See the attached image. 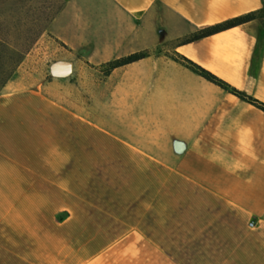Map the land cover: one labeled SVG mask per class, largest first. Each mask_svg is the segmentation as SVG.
I'll use <instances>...</instances> for the list:
<instances>
[{
  "label": "crops",
  "instance_id": "crops-1",
  "mask_svg": "<svg viewBox=\"0 0 264 264\" xmlns=\"http://www.w3.org/2000/svg\"><path fill=\"white\" fill-rule=\"evenodd\" d=\"M262 3L63 0L65 61L144 56L92 114L0 96V264H264V112L176 60L264 103L261 18L189 40Z\"/></svg>",
  "mask_w": 264,
  "mask_h": 264
},
{
  "label": "rangeland",
  "instance_id": "rangeland-1",
  "mask_svg": "<svg viewBox=\"0 0 264 264\" xmlns=\"http://www.w3.org/2000/svg\"><path fill=\"white\" fill-rule=\"evenodd\" d=\"M62 2L0 0V96L14 90L44 86L63 104L92 114L106 100L113 82L107 79L111 71L108 64L69 61L72 64L71 72L67 76L56 77L51 74L50 65L54 61L69 59L52 35L42 33L23 55L8 44L16 41V26L12 21L49 16Z\"/></svg>",
  "mask_w": 264,
  "mask_h": 264
},
{
  "label": "trees",
  "instance_id": "trees-1",
  "mask_svg": "<svg viewBox=\"0 0 264 264\" xmlns=\"http://www.w3.org/2000/svg\"><path fill=\"white\" fill-rule=\"evenodd\" d=\"M60 6H58V8L49 16H45V17L43 16L39 18L31 17L25 20L18 18L12 21L13 26H16V33L14 35L16 41L13 43H8V44L9 45L11 44L10 46H12L16 51H18L20 55H23L24 53H26L31 48L33 43L37 40V38L46 31L49 23L53 19L54 14L58 11ZM255 18H261L262 20H264V0L262 3V7L257 10H254V11L242 14V15L234 16L226 20H223L221 22L212 24V25H206V26L197 28L196 32H194L189 37V40L197 39L200 37H204V36L216 33L221 30H225V29H228L234 26H238L245 22L253 20ZM22 27H24V29H20ZM143 56H144L143 52L133 53L125 57H122V58H119L113 61H109L106 64H108L110 67V70H112L113 68H116L118 66H122L124 64L138 60L142 58ZM176 60L184 64L186 67H188L189 69H191L193 72L197 73L198 75L202 76L206 80L216 84L223 90H226L242 99H245L246 101L258 107L264 112L263 102L251 96L246 95L245 93L232 87L230 84L220 79L219 77H217L210 71L202 68L201 66L197 65L196 63L192 61L187 60L186 58L178 57L176 58Z\"/></svg>",
  "mask_w": 264,
  "mask_h": 264
},
{
  "label": "water",
  "instance_id": "water-1",
  "mask_svg": "<svg viewBox=\"0 0 264 264\" xmlns=\"http://www.w3.org/2000/svg\"><path fill=\"white\" fill-rule=\"evenodd\" d=\"M72 69V64L69 61L58 60L50 65V72L53 76L64 77L67 76Z\"/></svg>",
  "mask_w": 264,
  "mask_h": 264
},
{
  "label": "built area",
  "instance_id": "built-area-1",
  "mask_svg": "<svg viewBox=\"0 0 264 264\" xmlns=\"http://www.w3.org/2000/svg\"><path fill=\"white\" fill-rule=\"evenodd\" d=\"M249 225H253V222H250Z\"/></svg>",
  "mask_w": 264,
  "mask_h": 264
}]
</instances>
